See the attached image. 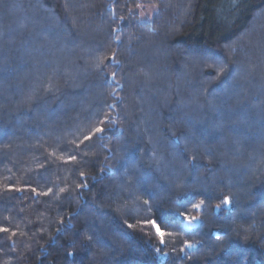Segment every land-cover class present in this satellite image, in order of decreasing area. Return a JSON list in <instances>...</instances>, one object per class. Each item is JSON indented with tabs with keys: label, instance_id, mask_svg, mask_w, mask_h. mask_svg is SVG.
Masks as SVG:
<instances>
[{
	"label": "trees",
	"instance_id": "1",
	"mask_svg": "<svg viewBox=\"0 0 264 264\" xmlns=\"http://www.w3.org/2000/svg\"><path fill=\"white\" fill-rule=\"evenodd\" d=\"M0 229V264H264V0H0Z\"/></svg>",
	"mask_w": 264,
	"mask_h": 264
},
{
	"label": "rangeland",
	"instance_id": "2",
	"mask_svg": "<svg viewBox=\"0 0 264 264\" xmlns=\"http://www.w3.org/2000/svg\"><path fill=\"white\" fill-rule=\"evenodd\" d=\"M156 5H143L139 4L133 8L132 12L136 15L140 22H150L156 14Z\"/></svg>",
	"mask_w": 264,
	"mask_h": 264
},
{
	"label": "water",
	"instance_id": "3",
	"mask_svg": "<svg viewBox=\"0 0 264 264\" xmlns=\"http://www.w3.org/2000/svg\"><path fill=\"white\" fill-rule=\"evenodd\" d=\"M215 210H217V209H215ZM198 225H199V220H197V219L185 220L183 222V229H184V231H187L188 232V231H191L194 228H196Z\"/></svg>",
	"mask_w": 264,
	"mask_h": 264
},
{
	"label": "snow or ice",
	"instance_id": "4",
	"mask_svg": "<svg viewBox=\"0 0 264 264\" xmlns=\"http://www.w3.org/2000/svg\"><path fill=\"white\" fill-rule=\"evenodd\" d=\"M85 139H88V137H85ZM229 202H230V199L228 197H225L223 203L228 204ZM0 231H7V230L6 229H0ZM157 231L159 232V229H157ZM161 236H163V233H161ZM161 242L163 243V239H161ZM188 246L191 247L192 245H188Z\"/></svg>",
	"mask_w": 264,
	"mask_h": 264
}]
</instances>
